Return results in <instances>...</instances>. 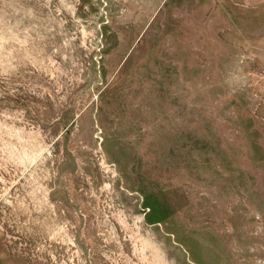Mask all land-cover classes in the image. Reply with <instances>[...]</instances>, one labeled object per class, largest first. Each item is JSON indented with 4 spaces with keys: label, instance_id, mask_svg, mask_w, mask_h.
I'll list each match as a JSON object with an SVG mask.
<instances>
[{
    "label": "rangeland",
    "instance_id": "obj_1",
    "mask_svg": "<svg viewBox=\"0 0 264 264\" xmlns=\"http://www.w3.org/2000/svg\"><path fill=\"white\" fill-rule=\"evenodd\" d=\"M0 264H264V0H0Z\"/></svg>",
    "mask_w": 264,
    "mask_h": 264
}]
</instances>
